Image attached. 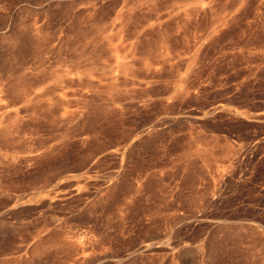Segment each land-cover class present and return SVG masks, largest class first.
Masks as SVG:
<instances>
[{"label": "rangeland", "instance_id": "obj_1", "mask_svg": "<svg viewBox=\"0 0 264 264\" xmlns=\"http://www.w3.org/2000/svg\"><path fill=\"white\" fill-rule=\"evenodd\" d=\"M0 264H264V0H0Z\"/></svg>", "mask_w": 264, "mask_h": 264}]
</instances>
